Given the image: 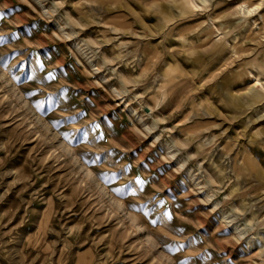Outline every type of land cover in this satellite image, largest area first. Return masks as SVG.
I'll return each instance as SVG.
<instances>
[{
  "label": "rangeland",
  "instance_id": "374dc122",
  "mask_svg": "<svg viewBox=\"0 0 264 264\" xmlns=\"http://www.w3.org/2000/svg\"><path fill=\"white\" fill-rule=\"evenodd\" d=\"M206 1L0 0V264H264V9Z\"/></svg>",
  "mask_w": 264,
  "mask_h": 264
},
{
  "label": "bare ground",
  "instance_id": "6f19581e",
  "mask_svg": "<svg viewBox=\"0 0 264 264\" xmlns=\"http://www.w3.org/2000/svg\"><path fill=\"white\" fill-rule=\"evenodd\" d=\"M137 1H141V0H137ZM201 2H203L205 5L207 4L206 0H200ZM253 2H257V3H253ZM248 5L246 4H240V6H238V12L240 13L239 15H243L244 19H247V17L251 16L253 13L257 12V11H262L264 9V0H249L248 1ZM253 3V4H252ZM195 6V5H194ZM184 7H187V5L185 4ZM73 8H75L73 6ZM107 13L110 15L108 17H105L103 19H99L101 24H103L104 26H110L114 29H120V28H127L130 26V24L128 22H126L124 15L121 14L120 8L119 7H112L109 8V10L107 11ZM264 19V17H262ZM235 22L232 23V25H230L229 22H226L224 24L221 25V28L219 31L222 32L223 35V41L218 45V50L220 54H224L226 52L225 50V39L227 37V35L229 33H226V31L228 30H233L236 28ZM209 36V34H206V37ZM258 33L254 34V33H250L248 35L245 36V44H235L231 49H232V53L233 55L239 56L241 54H250V53H254V51H252V47L256 46L258 43ZM253 47V50H254ZM226 64L223 65V67H225ZM253 69L255 71L258 72V76L257 77H262L264 78V57L261 60L255 59L254 63L252 64ZM251 76V75H250ZM237 78H241V76H235ZM261 83L260 80L257 81L256 86H258ZM175 86H172L171 89L169 90V92L167 91L164 95L163 98L160 102L157 103L155 108H151L148 111H150V113L153 112H160L162 110H164V107L166 106V102L169 99L170 94L172 93L173 89ZM261 87H262V91L264 92V86L261 83ZM264 98V94L261 92H252L250 99L251 102L253 104H259Z\"/></svg>",
  "mask_w": 264,
  "mask_h": 264
},
{
  "label": "snow or ice",
  "instance_id": "6c2138e0",
  "mask_svg": "<svg viewBox=\"0 0 264 264\" xmlns=\"http://www.w3.org/2000/svg\"><path fill=\"white\" fill-rule=\"evenodd\" d=\"M142 183V182H141ZM155 223V222H154Z\"/></svg>",
  "mask_w": 264,
  "mask_h": 264
}]
</instances>
